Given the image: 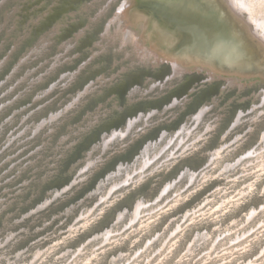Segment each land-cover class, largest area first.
<instances>
[{"label":"rangeland","instance_id":"1","mask_svg":"<svg viewBox=\"0 0 264 264\" xmlns=\"http://www.w3.org/2000/svg\"><path fill=\"white\" fill-rule=\"evenodd\" d=\"M125 1L0 0V264H264V0H214L240 64L178 57L216 76Z\"/></svg>","mask_w":264,"mask_h":264},{"label":"bare ground","instance_id":"2","mask_svg":"<svg viewBox=\"0 0 264 264\" xmlns=\"http://www.w3.org/2000/svg\"><path fill=\"white\" fill-rule=\"evenodd\" d=\"M222 15L214 0H126L118 23L120 34L128 39L125 43L134 42L146 57L171 61L177 72L203 70L216 76L200 57L193 67H183L178 57L188 58L194 52L209 62L217 57V62L240 64L245 46Z\"/></svg>","mask_w":264,"mask_h":264}]
</instances>
